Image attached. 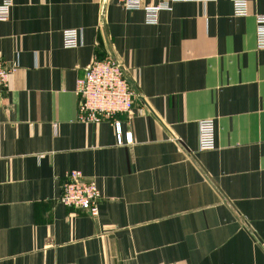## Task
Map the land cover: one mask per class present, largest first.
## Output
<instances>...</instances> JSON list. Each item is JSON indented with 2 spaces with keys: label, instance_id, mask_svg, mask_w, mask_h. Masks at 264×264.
Wrapping results in <instances>:
<instances>
[{
  "label": "crops",
  "instance_id": "0c3cea01",
  "mask_svg": "<svg viewBox=\"0 0 264 264\" xmlns=\"http://www.w3.org/2000/svg\"><path fill=\"white\" fill-rule=\"evenodd\" d=\"M177 3L154 24L117 0H13L0 21V264H264V50L246 0ZM1 2V0H0ZM79 44L63 47L62 32ZM111 55L138 96L77 118L75 82ZM214 120L201 152L197 124ZM95 182L98 215L60 202Z\"/></svg>",
  "mask_w": 264,
  "mask_h": 264
},
{
  "label": "built area",
  "instance_id": "2783aa9c",
  "mask_svg": "<svg viewBox=\"0 0 264 264\" xmlns=\"http://www.w3.org/2000/svg\"><path fill=\"white\" fill-rule=\"evenodd\" d=\"M118 4L128 11L142 10L149 24L158 21L161 11H169L177 3H210L216 0H117ZM234 15L247 16L246 0H229ZM13 0H1L0 21L9 17ZM255 46L264 50V15H255ZM63 47L74 49L79 44L78 29H68L62 32ZM11 70L0 61V92L8 89ZM77 97V118L86 124H96L111 121L118 145L132 142L130 132L123 134L115 116L129 113L132 110L135 95L127 83L124 71L111 55L92 61L88 70L75 82ZM198 146L201 152L212 151L215 146L214 120L204 119L197 124ZM60 202L66 206L81 209L92 217L98 215L100 194L95 182L85 181L83 175L77 172L67 174L62 183Z\"/></svg>",
  "mask_w": 264,
  "mask_h": 264
},
{
  "label": "water",
  "instance_id": "95a60500",
  "mask_svg": "<svg viewBox=\"0 0 264 264\" xmlns=\"http://www.w3.org/2000/svg\"><path fill=\"white\" fill-rule=\"evenodd\" d=\"M90 66H91V64H90ZM131 90L133 91V93H134L135 96H138V92H137V90L135 88L132 87Z\"/></svg>",
  "mask_w": 264,
  "mask_h": 264
}]
</instances>
